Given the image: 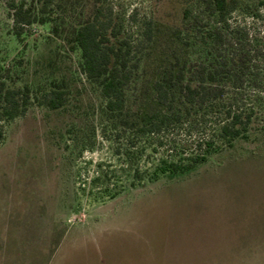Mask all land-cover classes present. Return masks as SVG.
<instances>
[{
	"label": "rangeland",
	"instance_id": "obj_1",
	"mask_svg": "<svg viewBox=\"0 0 264 264\" xmlns=\"http://www.w3.org/2000/svg\"><path fill=\"white\" fill-rule=\"evenodd\" d=\"M94 1H68L60 15L32 25L18 40L0 0V65L9 71V87L30 93L25 115L2 124L0 264H264V105L246 139L229 147L216 141L213 153L188 173L130 187L133 173L118 152L132 135L117 136L111 128L99 87L82 73L80 51L67 35ZM228 1L236 4L231 26L245 28L254 40L262 26L253 16L264 15V0ZM103 8L121 24V37L146 44L126 90L127 111L142 120L160 116L153 83L165 69L175 59L190 70L211 62L196 34L212 25V11L202 0H105ZM146 27L149 42L143 41ZM256 54L251 64L262 69ZM245 79L242 88L229 90L248 107L249 98L264 92ZM54 90L64 94L58 109L45 105ZM167 138L158 151L142 153L141 172L169 158L170 146H178L175 159L196 153L195 139L184 131ZM106 170L116 176L113 198L99 196L101 187L90 184Z\"/></svg>",
	"mask_w": 264,
	"mask_h": 264
},
{
	"label": "trees",
	"instance_id": "obj_2",
	"mask_svg": "<svg viewBox=\"0 0 264 264\" xmlns=\"http://www.w3.org/2000/svg\"><path fill=\"white\" fill-rule=\"evenodd\" d=\"M68 1L34 0L35 6H28L24 0H6L13 35L22 40L27 28L48 23L52 17L60 15L61 8ZM202 1L212 11L213 23L197 31L196 36L208 48L206 52L210 54L211 62L198 64L190 70L186 63L179 66V60L175 59L174 64L165 69L153 83V101L163 109V114L158 117L142 120L136 114L131 118L127 111L126 90L139 68L138 55L146 44L121 37L122 26L114 22L111 12L104 10L105 0H95L91 11L86 16L81 14L80 21L70 25L67 31L73 47L80 51L82 73L99 87L104 100L103 111L113 121L111 128L117 136L123 131L132 135L127 137L125 150L118 152L119 157H124L127 169L133 173L130 187L144 180L154 182L162 176L173 178L188 173L206 161L207 156L213 153L216 141L229 147L237 139H246L257 107L264 105L263 96H254L249 98L252 103L248 102L246 107L242 95L230 94L229 90V87L235 90L242 88L247 77L254 82L253 86L264 92V76L262 79L259 77L260 72H264V15L257 13L253 16L261 21L262 28L257 37L250 40L245 28L232 27L229 22L236 10L234 2ZM190 15L186 10L184 20L189 21ZM54 33L58 35L57 27H54ZM143 36V41H151L150 27L145 28ZM251 41L254 42L253 49L248 47ZM253 50L257 51L254 59L261 58L262 69L251 64ZM8 79L9 71L0 65V141L4 136L2 124L25 115L30 104L28 88H11L7 84ZM63 95L61 91H51L45 105L51 109L62 107ZM179 131L195 139L192 141L196 153L175 159L178 146H170L169 158L159 160L151 172H141L138 162L146 148L151 147V152L158 151V147L165 146L164 141L169 139V134ZM101 166L98 165L99 168ZM115 178L113 172L101 171L90 180V184L101 187L99 196L113 198L118 194L116 184L111 183Z\"/></svg>",
	"mask_w": 264,
	"mask_h": 264
},
{
	"label": "crops",
	"instance_id": "obj_3",
	"mask_svg": "<svg viewBox=\"0 0 264 264\" xmlns=\"http://www.w3.org/2000/svg\"><path fill=\"white\" fill-rule=\"evenodd\" d=\"M95 248L93 249L94 250V252L96 253V254H98L99 253V249H100V246H99V244H95V246H94ZM96 249V250H95ZM98 252V253H97ZM89 254V252H87V255ZM240 264V263H239Z\"/></svg>",
	"mask_w": 264,
	"mask_h": 264
}]
</instances>
